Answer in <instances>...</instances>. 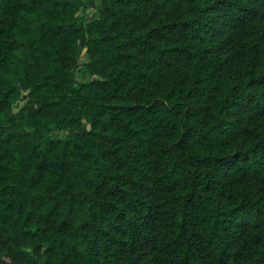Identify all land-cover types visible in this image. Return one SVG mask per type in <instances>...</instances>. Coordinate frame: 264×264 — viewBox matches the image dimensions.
Here are the masks:
<instances>
[{
  "label": "trees",
  "instance_id": "obj_1",
  "mask_svg": "<svg viewBox=\"0 0 264 264\" xmlns=\"http://www.w3.org/2000/svg\"><path fill=\"white\" fill-rule=\"evenodd\" d=\"M0 264H264V0H0Z\"/></svg>",
  "mask_w": 264,
  "mask_h": 264
},
{
  "label": "rangeland",
  "instance_id": "obj_2",
  "mask_svg": "<svg viewBox=\"0 0 264 264\" xmlns=\"http://www.w3.org/2000/svg\"><path fill=\"white\" fill-rule=\"evenodd\" d=\"M87 60V56H86V54H84L82 57H81V59H80V63H83V62H85Z\"/></svg>",
  "mask_w": 264,
  "mask_h": 264
}]
</instances>
